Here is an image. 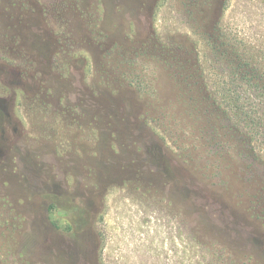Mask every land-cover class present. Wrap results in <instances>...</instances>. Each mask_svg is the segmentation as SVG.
Instances as JSON below:
<instances>
[{"label":"rangeland","instance_id":"374dc122","mask_svg":"<svg viewBox=\"0 0 264 264\" xmlns=\"http://www.w3.org/2000/svg\"><path fill=\"white\" fill-rule=\"evenodd\" d=\"M0 264H264V0H0Z\"/></svg>","mask_w":264,"mask_h":264},{"label":"trees","instance_id":"16d2710c","mask_svg":"<svg viewBox=\"0 0 264 264\" xmlns=\"http://www.w3.org/2000/svg\"><path fill=\"white\" fill-rule=\"evenodd\" d=\"M239 105H240V106H242V104H241V103H239ZM242 107H243V106H242Z\"/></svg>","mask_w":264,"mask_h":264}]
</instances>
